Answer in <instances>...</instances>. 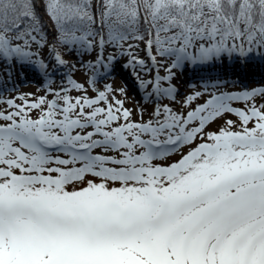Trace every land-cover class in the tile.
Masks as SVG:
<instances>
[{
	"label": "snow or ice",
	"instance_id": "obj_1",
	"mask_svg": "<svg viewBox=\"0 0 264 264\" xmlns=\"http://www.w3.org/2000/svg\"><path fill=\"white\" fill-rule=\"evenodd\" d=\"M19 76L0 264H264V0H0Z\"/></svg>",
	"mask_w": 264,
	"mask_h": 264
},
{
	"label": "rangeland",
	"instance_id": "obj_2",
	"mask_svg": "<svg viewBox=\"0 0 264 264\" xmlns=\"http://www.w3.org/2000/svg\"><path fill=\"white\" fill-rule=\"evenodd\" d=\"M260 72L261 70L259 68H255L250 70L249 75L250 76L254 75L255 78L259 80L261 78ZM188 75L191 76V73H189ZM123 76L127 78L130 85H132L133 87L135 86V81L133 80L130 73L125 71ZM116 86L117 87L123 86L122 77L117 78ZM37 87H38L37 82L32 80L31 77L25 80L23 76H19L16 81L7 80L0 82V93L8 92V94L16 95L15 89H20L24 92H29V91H36Z\"/></svg>",
	"mask_w": 264,
	"mask_h": 264
},
{
	"label": "trees",
	"instance_id": "obj_3",
	"mask_svg": "<svg viewBox=\"0 0 264 264\" xmlns=\"http://www.w3.org/2000/svg\"><path fill=\"white\" fill-rule=\"evenodd\" d=\"M44 19H45V22L50 23V21H48L47 16H45Z\"/></svg>",
	"mask_w": 264,
	"mask_h": 264
}]
</instances>
